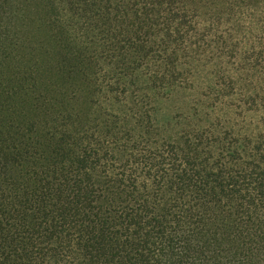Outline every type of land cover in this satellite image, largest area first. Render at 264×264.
I'll return each instance as SVG.
<instances>
[{
	"label": "trees",
	"instance_id": "obj_1",
	"mask_svg": "<svg viewBox=\"0 0 264 264\" xmlns=\"http://www.w3.org/2000/svg\"><path fill=\"white\" fill-rule=\"evenodd\" d=\"M25 21L63 43L40 95L60 107L15 93L8 116L42 142L57 204L11 196L0 164V264H264V0H226L119 69L69 0H0V48ZM104 183L132 202L117 218L96 205ZM200 209L226 248L185 229ZM229 220L257 230L244 253Z\"/></svg>",
	"mask_w": 264,
	"mask_h": 264
},
{
	"label": "rangeland",
	"instance_id": "obj_2",
	"mask_svg": "<svg viewBox=\"0 0 264 264\" xmlns=\"http://www.w3.org/2000/svg\"><path fill=\"white\" fill-rule=\"evenodd\" d=\"M83 1L69 0L81 15L83 32L103 47L106 62L115 69L133 66L146 57L150 47H165L172 30L187 33L189 22L205 19L213 12L219 13L226 4V0H86L88 7H85ZM17 28L19 30L14 31L5 47L0 48V164L6 173L5 185L11 196L56 205L57 197L47 195L42 185L44 179L53 177L56 171L44 158L42 142L36 135L30 137L26 126L14 127L8 116L13 102L10 100L15 93V100L20 102L15 104L16 108L28 107L23 104L26 100L37 106L36 111L46 106L48 109L60 107L58 102L45 95L49 102L43 108L40 105L46 100L43 101L40 95L46 91L44 86L53 89L48 84L51 77L47 74L56 70V65L52 67L44 59L49 51H62L63 43L56 33L44 31L40 34L39 28L27 21ZM13 59H17L15 64ZM32 75L35 82L29 80ZM39 76H42L41 82ZM50 182H55V179ZM103 186L104 196L94 195L98 197L96 205L103 206L112 218H117L119 206L128 207L132 202L125 195L119 197V186L112 183H104ZM207 214L208 211L203 209L194 214H183L185 229L192 235H200L215 247L226 248L229 244L216 242L211 232L213 228L207 229L195 222L198 216L204 221ZM229 222L223 235L231 241L238 238L235 248L244 253L247 247L242 244H246L247 239L252 240L257 230L237 225L233 220ZM220 238L222 236L218 240ZM255 258L258 260L260 255Z\"/></svg>",
	"mask_w": 264,
	"mask_h": 264
}]
</instances>
